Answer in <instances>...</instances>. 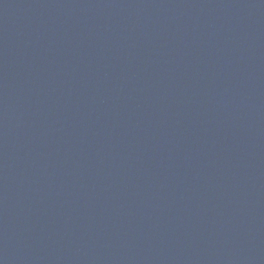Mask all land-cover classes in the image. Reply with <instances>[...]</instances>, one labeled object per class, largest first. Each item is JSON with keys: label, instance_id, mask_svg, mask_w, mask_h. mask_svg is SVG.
<instances>
[{"label": "water", "instance_id": "obj_1", "mask_svg": "<svg viewBox=\"0 0 264 264\" xmlns=\"http://www.w3.org/2000/svg\"><path fill=\"white\" fill-rule=\"evenodd\" d=\"M0 264H264V0H0Z\"/></svg>", "mask_w": 264, "mask_h": 264}]
</instances>
